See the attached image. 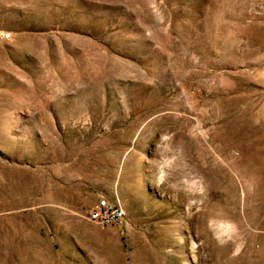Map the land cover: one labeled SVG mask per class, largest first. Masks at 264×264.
Instances as JSON below:
<instances>
[{"label":"rangeland","instance_id":"374dc122","mask_svg":"<svg viewBox=\"0 0 264 264\" xmlns=\"http://www.w3.org/2000/svg\"><path fill=\"white\" fill-rule=\"evenodd\" d=\"M0 34V264H264V0H0Z\"/></svg>","mask_w":264,"mask_h":264},{"label":"built area","instance_id":"2783aa9c","mask_svg":"<svg viewBox=\"0 0 264 264\" xmlns=\"http://www.w3.org/2000/svg\"><path fill=\"white\" fill-rule=\"evenodd\" d=\"M0 38H5L0 34ZM126 212L120 203H112L107 198H100L87 213L89 221L103 226L123 227L126 224Z\"/></svg>","mask_w":264,"mask_h":264}]
</instances>
